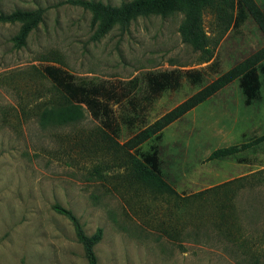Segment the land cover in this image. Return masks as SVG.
I'll list each match as a JSON object with an SVG mask.
<instances>
[{
  "label": "rangeland",
  "instance_id": "374dc122",
  "mask_svg": "<svg viewBox=\"0 0 264 264\" xmlns=\"http://www.w3.org/2000/svg\"><path fill=\"white\" fill-rule=\"evenodd\" d=\"M63 1L0 0L3 13L45 8L21 47L13 42L21 24L0 23V264H87L55 203L70 209L87 235L101 228L97 264H264V169L254 171L264 165L262 146L208 159L216 148L264 132V73L251 104L235 78L152 137L138 139L264 45L253 15L235 8L223 30L206 9L212 56L205 60L181 39V12L138 16L126 30L116 24L93 39L91 12ZM253 1L264 15V0ZM46 66L114 90L105 98L109 123L83 104L79 120L41 119L45 108L64 101ZM189 69L200 79L188 78ZM170 70L175 84L153 95L148 75ZM153 151L157 182L133 170L134 161ZM241 162L250 165L236 179Z\"/></svg>",
  "mask_w": 264,
  "mask_h": 264
},
{
  "label": "trees",
  "instance_id": "16d2710c",
  "mask_svg": "<svg viewBox=\"0 0 264 264\" xmlns=\"http://www.w3.org/2000/svg\"><path fill=\"white\" fill-rule=\"evenodd\" d=\"M61 3L78 5L91 12L92 21L96 23L94 33L91 36L93 39H99L116 24L122 30H126L130 22L138 16H146L151 13L165 15L172 12H181L183 18L180 21L178 30L182 41L188 43L194 50L200 51L205 60H209L212 56V41L203 27V13L206 9L216 15L220 23L219 26L223 30L228 28L235 8L245 9L253 15L264 33V15L258 10L253 0H131L118 5L103 3L99 0H65ZM44 12L45 8L42 7L24 10L15 9L9 13L0 12V23L19 22L21 24L19 31L13 37L15 47H21L25 44L27 35L42 21ZM44 72L61 92L64 101L59 105L45 108L42 111L41 119L59 123L79 120L83 115L79 104H83L93 118L103 117L105 123H109L110 108L105 98L115 96L116 92L114 90L101 83L76 82L71 74L64 73L53 66L44 67ZM261 73H264V45L209 83L203 91L188 97L164 116L142 129L138 134L139 141L152 137L166 125L235 78L239 79V85L245 97V104H251L259 97L262 86ZM186 75L192 81L200 79V74L196 70H186ZM175 82L174 70L154 73L148 75L147 78V83L153 95L158 94L163 89L172 87ZM261 140H264V134L239 144L216 148L210 152L208 159L233 155ZM142 157V162L139 160L133 162L134 173L141 179L157 182L158 160L156 152L153 151ZM53 208L70 221L75 236L82 245L87 264H97L94 245L102 237L101 228H97L92 235H87L78 217L70 209L58 203H55Z\"/></svg>",
  "mask_w": 264,
  "mask_h": 264
},
{
  "label": "crops",
  "instance_id": "0c3cea01",
  "mask_svg": "<svg viewBox=\"0 0 264 264\" xmlns=\"http://www.w3.org/2000/svg\"><path fill=\"white\" fill-rule=\"evenodd\" d=\"M262 134H264V132L263 133H259V134H256V137H258V136H260V135H262ZM242 143V142H241ZM259 143V144H258ZM256 145H261L262 146V148H260V157H261V160H263L264 159V140H261V141H259V142H257V143H255V144H253L252 146H250L249 148H246L247 150H249V149H252V147L254 146V147H257ZM246 149H244V150H246ZM242 151V150H241ZM239 153H240V151H239ZM260 159V158H259ZM259 159H258V161H259ZM250 164H245V162H241V163H238L237 164V169L239 170V173L236 175V179H240V178H242L243 176H244V173H242V169H244V167L245 168H247L246 166H249ZM255 165H258V168H255V170L254 171H257V169L258 170H262V169H264V165H259V164H255ZM234 179V178H233Z\"/></svg>",
  "mask_w": 264,
  "mask_h": 264
}]
</instances>
